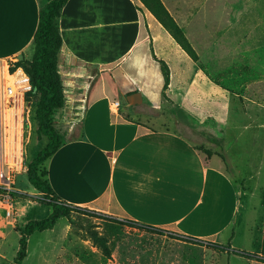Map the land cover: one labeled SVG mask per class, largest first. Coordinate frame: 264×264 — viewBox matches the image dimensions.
<instances>
[{"label":"crops","instance_id":"crops-1","mask_svg":"<svg viewBox=\"0 0 264 264\" xmlns=\"http://www.w3.org/2000/svg\"><path fill=\"white\" fill-rule=\"evenodd\" d=\"M48 1L0 0L3 67L22 55L31 57L38 14ZM160 1L184 32L197 61L139 0H66L62 6L57 25L66 52L78 63L97 68L102 77V72L111 75L80 101L68 104L66 111L61 107L68 118L56 111L54 125L62 144L43 164L49 185L67 204L206 244H228L264 260V76L258 61L259 54H264V3L260 0L259 14L255 9L250 21L248 13L259 0ZM154 58L167 68L165 98L160 64ZM157 66L162 76L161 99L150 102L144 86L151 77L158 83ZM220 71L227 72L221 82L216 81ZM236 75L244 78L241 83L232 81ZM192 89L209 91L204 98L211 110L205 121L184 108L188 102L192 107ZM135 92L159 116L129 107L133 105L126 96ZM23 94L18 99L32 114L34 106L23 100ZM113 101L119 102L115 109ZM167 102L178 110L177 116L164 113ZM162 117L165 124L174 119L177 130L161 122L152 125ZM60 122L64 130L57 126ZM3 154L0 144V169L8 165L16 176ZM15 188L20 193L13 200L40 194L33 187L27 193ZM254 212L260 220L257 233L248 224ZM55 225L27 237L20 264L30 246L43 249L42 233L56 244L51 264L57 263L67 250L68 225L59 231ZM23 226L16 215L14 221L8 220L0 208V264L12 262L18 250V229ZM141 248V254H128L122 260L152 264L155 251ZM115 262L122 264L116 258Z\"/></svg>","mask_w":264,"mask_h":264},{"label":"rangeland","instance_id":"rangeland-1","mask_svg":"<svg viewBox=\"0 0 264 264\" xmlns=\"http://www.w3.org/2000/svg\"><path fill=\"white\" fill-rule=\"evenodd\" d=\"M262 2L264 3V0H262ZM254 3L257 7L252 8L250 13H248L250 21H252V17L256 14L253 13V11L256 9L259 14L260 10V0L257 1V3ZM152 30H154V27ZM259 57L258 61L260 64V71L264 76V54H259ZM248 58H251V56H248L247 59ZM55 59L56 68L61 77V94L65 111L67 110L68 104L80 101V99L84 98L85 95L90 94L102 78L104 81L110 80L111 73L102 72V77L97 68H92L73 60L66 52L62 44L58 46L55 52ZM256 59H254V61H257ZM206 66L210 67L209 65ZM2 71L3 68H0L1 82H3L4 79ZM157 71L159 74L158 83L156 77H151L148 84L144 86L145 98L150 100V102H155L156 100L161 99L160 88L162 85V76L159 73L158 66ZM229 71L230 69L227 72ZM240 71L243 72L242 68ZM220 72L223 73L217 72L219 73L217 76L224 78V75H226L227 72ZM242 79L244 78H242L241 75L232 77V81H238V83H241ZM216 81L221 82L222 80L218 79ZM190 94V99L194 101L191 105L192 107H189L191 102H188L184 103L185 105L183 104L184 108H186L187 111L195 113L200 121L207 120L209 111L211 110V103L204 97L209 94V91L192 89ZM19 95L20 94H16L13 97L12 103L9 107L4 106L3 96H1L0 144L2 145V149L4 151V154L2 155L3 160L8 162L10 165H13L16 169L14 186L27 193L32 190V187L27 181L26 173H20V171L26 167V164L32 157L33 153L45 145V139L37 137L35 133L36 125L33 120V114H31V112H27L26 108L21 105V101L18 99ZM119 97L123 99V102H125L123 95L120 94ZM146 103L147 102L144 101L139 105L129 107H132L134 111L137 112L159 116V113L151 110ZM160 103L161 105L163 104V102ZM165 105L166 107H163V111L166 115H178V110L174 106L170 103ZM57 111L58 114L64 113L63 108L58 109ZM64 114L65 119L69 117L68 112H65ZM58 120H62L61 116ZM163 120V117L157 119L155 118L152 121V125L160 126L159 122L162 123ZM162 124H164L171 131L177 130L174 119H171L167 124ZM63 125L64 124L62 122L57 123V126L62 130L65 129ZM180 127L182 128V126ZM74 128L76 127L74 126ZM13 206L17 211L16 221L19 226H23L29 220L46 218L50 214L49 206L38 202L36 198L19 196L14 199ZM82 212L84 211L74 209L71 212L69 220L60 218L55 225L56 231H59L66 224V222L68 225L66 241L67 250L60 255L58 264H116L115 258L117 262L121 261L120 263L122 264H132L125 261L126 259H122H124L128 254L130 256L141 254V246H147L150 250L155 251L153 252L152 260L154 261L152 264H260V259H247L231 253H220L209 248L206 243L185 238L166 230H148L131 224L130 220L113 216L103 220L96 217L85 218L81 215ZM252 219L253 220L249 221L248 224L252 225V228L254 229L253 231H255L254 233H257L256 229L260 227V220L257 212L253 213ZM89 230H95L97 233L104 234L107 237L109 240V256L104 255L98 247L92 244L89 238ZM40 235L44 237V242L42 244L43 249L39 246H35L34 248L30 246V252L26 256L24 264H51L53 261L52 255L56 244H53L52 237H49L46 233H42ZM242 238L245 237L242 236ZM248 248H251L250 250H252L253 247L252 245H248Z\"/></svg>","mask_w":264,"mask_h":264},{"label":"trees","instance_id":"trees-1","mask_svg":"<svg viewBox=\"0 0 264 264\" xmlns=\"http://www.w3.org/2000/svg\"><path fill=\"white\" fill-rule=\"evenodd\" d=\"M139 1L175 40L180 48L193 61H197L198 56L195 50L162 2L160 0ZM65 2L66 0H49L40 9L37 27L31 41V57L26 58L22 55L15 62L9 64L10 72L20 67L29 78L30 89L24 92L23 100L26 103L33 104L34 108L32 114L36 125L35 133L38 138L45 139V145L41 149L35 151L26 164L25 173L27 181L41 194V199H37V201L51 208L50 214L46 218L29 220L21 229H18L20 233L18 250L10 264H20L25 257L27 237L29 235L35 231L51 229L59 218L63 217L69 220L71 212L74 209L84 211L81 215L85 218L96 217L101 220L110 218V215L60 201L53 194L46 177V171L43 167L44 162L62 144L60 133L54 125V115L58 109L63 107L61 94L62 83L60 74L56 68L55 52L58 46L62 44L57 20ZM156 61L160 64L163 75L162 96L165 98L164 92L168 85L167 68L163 61L157 59ZM216 79L221 80V77H216ZM16 196H18V194L13 195V197ZM130 223L148 230H157L154 227L141 225L133 221H130ZM89 238L92 244L98 247L104 255L109 256V240L104 234H99L95 230H89ZM206 245L212 250L220 253H231L247 259H260V261L264 262L259 255L232 249L228 244L208 243ZM261 251L264 252V229ZM56 264H58V261Z\"/></svg>","mask_w":264,"mask_h":264},{"label":"built area","instance_id":"built-area-1","mask_svg":"<svg viewBox=\"0 0 264 264\" xmlns=\"http://www.w3.org/2000/svg\"><path fill=\"white\" fill-rule=\"evenodd\" d=\"M2 63V62H1ZM0 63V68H3V82L0 80V103L1 96H3V104L9 107L12 99L16 94H21L30 89L28 76L24 73L22 68L18 67L14 71H9V65L3 67ZM113 109L119 106L118 101L111 103ZM15 174L10 166L5 165V169H0V208L5 210V216L8 220L14 221L16 211L13 206V195L20 193L14 186ZM37 199H41L39 194Z\"/></svg>","mask_w":264,"mask_h":264},{"label":"water","instance_id":"water-1","mask_svg":"<svg viewBox=\"0 0 264 264\" xmlns=\"http://www.w3.org/2000/svg\"><path fill=\"white\" fill-rule=\"evenodd\" d=\"M126 101L129 105L138 104L141 102V96L139 92L131 93L126 96Z\"/></svg>","mask_w":264,"mask_h":264}]
</instances>
